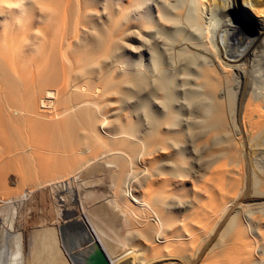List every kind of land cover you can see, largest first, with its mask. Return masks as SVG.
Returning <instances> with one entry per match:
<instances>
[{"label": "bare ground", "instance_id": "1", "mask_svg": "<svg viewBox=\"0 0 264 264\" xmlns=\"http://www.w3.org/2000/svg\"><path fill=\"white\" fill-rule=\"evenodd\" d=\"M43 1L0 0V264H264V0Z\"/></svg>", "mask_w": 264, "mask_h": 264}, {"label": "rangeland", "instance_id": "2", "mask_svg": "<svg viewBox=\"0 0 264 264\" xmlns=\"http://www.w3.org/2000/svg\"><path fill=\"white\" fill-rule=\"evenodd\" d=\"M48 1L49 0H45V1H43V4H44V6L45 7H47V8H49L50 10H53L54 12H56V14H55V16L54 17H61V15H60V13H62V11L64 10V9H66V6H67V2H66V0H50V2L48 3ZM59 1H61V2H59ZM84 2H86L87 3V0H83ZM73 8H74V14H73V16L72 17H83L84 16V14H85V12H86V10H87V8L85 7V6H83L84 4L82 3V2H80V1H75V2H73ZM36 7H38V6H36ZM36 11V10H35ZM35 11H34V13H35ZM52 11V12H53ZM33 17V16H32ZM70 17V16H69ZM94 177H95V180H96V182H94ZM93 179H91V178H85L86 180V182H88V188L90 189V187H91V190H90V193H88V195H87V197H86V200H85V194L83 193V192H78V191H75V193L76 192H78L79 193V195H78V197L80 196V193L82 194L79 198L81 199V203H71V207H73V209L76 211V212H78V214H80V211L82 210V207H84V210H85V212L89 215V217H90V219H91V222H92V224L95 226V227H97V228H99L100 230H102L104 233H102L105 237H106V239H108V240H111V241H113L115 244V246H114V248L118 251L123 245H124V238H122V237H124V233H126V231L128 230V228H125V226L127 225V224H125L123 221H121V223H120V220L118 219V217H111L108 213H107V211H106V209H105V206L104 207H102V208H100V207H98V204L102 201V199L104 198V196L106 195V184H107V181H104V180H106L104 177H102V175H97V176H93L92 177ZM103 178V179H102ZM90 179V180H89ZM103 181H102V180ZM91 180L93 181V182H91ZM91 182V184H89ZM103 182H104V184H103ZM93 184V185H92ZM100 184H102L103 185V187H102V185L100 186ZM105 186V187H104ZM93 187V188H92ZM98 187V188H97ZM101 188V190H100V188ZM87 188V189H88ZM97 189V190H96ZM95 194V195H94ZM84 195V196H83ZM97 197V198H96ZM99 197V198H98ZM82 198H83V200H85L87 203V207H86V204H85V202H83L84 204H82ZM95 200H94V199ZM93 200L95 201V203H93L94 205L96 204V206H94L93 204H92V202H93ZM98 203V204H97ZM74 205V206H73ZM78 205V206H77ZM80 205H81V207H80ZM83 205H85V206H83ZM90 205V206H89ZM91 206H93V207H91ZM79 207V208H78ZM81 208V209H80ZM79 209V210H78ZM97 214V215H96ZM109 215V216H108ZM68 216V217H67ZM71 216H74V213H67V214H65L64 215V217L63 218H65V219H70L71 218ZM93 220V221H92ZM116 226V227H115ZM117 226H121L120 228L118 227L117 228ZM126 227H129V225H127ZM112 228H115V230H113ZM123 228V229H122ZM122 230L123 231V233H122V231H120V230ZM125 229H127V230H125ZM116 230H117V232H116ZM101 231V232H102ZM116 233V235L118 234L119 235V237H118V235L116 236L114 233ZM120 233V234H119ZM111 235V236H110ZM121 235H123L122 237H121ZM112 237L113 239L114 238H116V242L113 240V239H110V237ZM121 238V239H120ZM120 239V240H119ZM123 240V241H122ZM118 242V243H117ZM117 246H119V247H117ZM117 247V248H116ZM8 260H12L11 262H17L18 261V258L16 257V258H8ZM50 262V261H49ZM49 262H48V260H44V257H42V256H40V259H37L36 261H35V263L36 264H49ZM34 263V264H35Z\"/></svg>", "mask_w": 264, "mask_h": 264}, {"label": "water", "instance_id": "3", "mask_svg": "<svg viewBox=\"0 0 264 264\" xmlns=\"http://www.w3.org/2000/svg\"><path fill=\"white\" fill-rule=\"evenodd\" d=\"M80 264H109V261L102 250L96 248L94 254H92L89 258H83L80 260Z\"/></svg>", "mask_w": 264, "mask_h": 264}]
</instances>
